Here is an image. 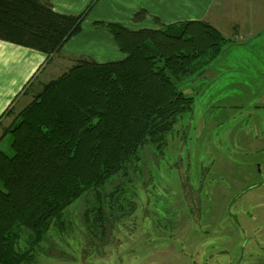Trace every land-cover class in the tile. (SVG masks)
<instances>
[{
    "label": "trees",
    "instance_id": "trees-1",
    "mask_svg": "<svg viewBox=\"0 0 264 264\" xmlns=\"http://www.w3.org/2000/svg\"><path fill=\"white\" fill-rule=\"evenodd\" d=\"M90 7L65 14L48 0H0V39L49 59L81 30ZM155 20L158 28L136 30L94 21L112 35L123 59L79 57L58 77L41 84L32 77L24 86L31 99L0 134L9 135L12 151L0 148V264L32 263L50 226L88 191L97 200L87 212L102 234L107 214L135 209L120 201L118 186L105 201L99 188L128 176L146 145L165 147L178 116L192 108L193 98L177 82L204 71L231 43L206 20ZM24 232L27 243L20 248Z\"/></svg>",
    "mask_w": 264,
    "mask_h": 264
},
{
    "label": "rangeland",
    "instance_id": "rangeland-1",
    "mask_svg": "<svg viewBox=\"0 0 264 264\" xmlns=\"http://www.w3.org/2000/svg\"><path fill=\"white\" fill-rule=\"evenodd\" d=\"M177 87L192 108L165 147L146 145L128 176L99 188L105 201L118 186L120 201L135 209L107 214L102 234L87 212L97 198L86 192L50 226L29 264H264V31L247 45L229 44ZM9 144L5 134L8 154Z\"/></svg>",
    "mask_w": 264,
    "mask_h": 264
},
{
    "label": "crops",
    "instance_id": "crops-1",
    "mask_svg": "<svg viewBox=\"0 0 264 264\" xmlns=\"http://www.w3.org/2000/svg\"><path fill=\"white\" fill-rule=\"evenodd\" d=\"M54 11L78 14L89 4L81 30L70 37L60 51L49 59L39 50L0 39V133L11 123L14 108L20 110L27 102L24 86L32 82H47L70 67L74 59L83 57L97 62L124 58L112 35L93 22H119L131 29L158 28L156 18L163 23L184 20H206L215 26L231 45L248 44L264 31V0H48ZM147 13L135 19L134 13ZM46 73L47 80H40ZM41 84V83H39ZM12 107L7 113L4 112ZM16 109V111H18ZM14 111V112H13ZM4 114V115H3ZM11 119L9 121L6 120Z\"/></svg>",
    "mask_w": 264,
    "mask_h": 264
}]
</instances>
